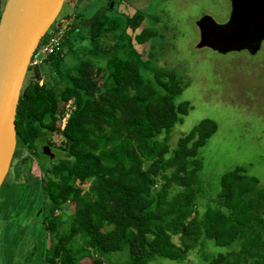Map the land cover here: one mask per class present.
Masks as SVG:
<instances>
[{
  "label": "trees",
  "instance_id": "obj_1",
  "mask_svg": "<svg viewBox=\"0 0 264 264\" xmlns=\"http://www.w3.org/2000/svg\"><path fill=\"white\" fill-rule=\"evenodd\" d=\"M108 17L90 22L81 54L73 45L83 35L71 22L60 49L29 66L20 93L18 141L36 147L45 131L60 139L37 183L49 234L42 263L181 264L197 250L210 264H264V185L242 165L200 175L201 149L217 122L203 118L171 143L192 108L177 100L186 83L175 68L152 65V45L145 53L135 48L152 36L145 28L127 35L141 26V12L125 16L120 33ZM109 36L112 44L103 41ZM44 62L54 85L39 82ZM69 202L72 213L58 215Z\"/></svg>",
  "mask_w": 264,
  "mask_h": 264
},
{
  "label": "rangeland",
  "instance_id": "obj_2",
  "mask_svg": "<svg viewBox=\"0 0 264 264\" xmlns=\"http://www.w3.org/2000/svg\"><path fill=\"white\" fill-rule=\"evenodd\" d=\"M80 1L65 0L55 24H64L70 18L68 16H71L69 14L75 5L76 11L79 12L82 8ZM109 1V7L115 2L114 6L100 7L98 15L109 16L108 23L112 27L118 26L116 32L120 33L125 16L132 17L134 13L141 12V26L134 32L127 28V35L133 39L134 34L145 28L146 32L151 31L152 36L150 35L148 42L135 43V48L145 53L152 45V65L175 68L186 83L177 100H189L192 108L183 121L176 124L170 138L171 143H176L181 134H185L201 119H214L217 122V130L201 149L203 165L200 175H203V178L217 176L235 165H242L247 175L256 176L260 184L264 185V40L258 51L253 54L245 49L223 53L208 46L197 47L200 40L197 21L204 15L216 24L224 23L230 11L229 0ZM72 23L75 24L74 18ZM72 23L70 28L73 27ZM79 23L82 24L83 20ZM56 30L54 25L46 36ZM82 33L87 36V29ZM127 39L125 35L119 38L126 42ZM103 41L106 44L113 43L110 36ZM74 42V51L80 54L83 52L80 47L88 45L87 38H77ZM80 54H77L78 57ZM99 59L100 62L103 60ZM66 60L68 65L73 62L71 58ZM39 69L42 71L40 84L49 81L54 85L58 82L49 73L48 64H40ZM30 74L31 71H28L26 80ZM63 123L64 120L62 125ZM19 153L18 149L16 154ZM36 155L42 165L32 159L31 163L27 162V169H19V164L14 161L1 186L0 264H43V234L47 235L46 238L49 234L43 233L39 224L41 222L34 217V212L41 202L37 183L43 179L46 166L51 165L53 161L50 162L42 153ZM82 186L86 188L88 183ZM74 206L73 202H69L64 209L66 211L59 210L56 213L61 216L71 214ZM203 208V205L198 206L199 210ZM65 226H60V230L65 229ZM174 240L177 242L176 238ZM49 243L47 241V245ZM171 263L161 259L154 264ZM80 264L91 263L90 260L84 259ZM181 264L210 263L203 261L197 250H193Z\"/></svg>",
  "mask_w": 264,
  "mask_h": 264
},
{
  "label": "water",
  "instance_id": "obj_3",
  "mask_svg": "<svg viewBox=\"0 0 264 264\" xmlns=\"http://www.w3.org/2000/svg\"><path fill=\"white\" fill-rule=\"evenodd\" d=\"M65 0H5L0 13V190L16 147V113L31 58ZM229 19L201 16L198 48L255 53L264 40V0H231ZM41 211V209L39 210Z\"/></svg>",
  "mask_w": 264,
  "mask_h": 264
},
{
  "label": "flooded vegetation",
  "instance_id": "obj_4",
  "mask_svg": "<svg viewBox=\"0 0 264 264\" xmlns=\"http://www.w3.org/2000/svg\"><path fill=\"white\" fill-rule=\"evenodd\" d=\"M229 3H230L229 15L225 19L224 22H226L229 19V16H230L231 11H232L231 0H229ZM45 132L46 133H42L39 136V139H37L35 142L36 147H33V148H29L27 143L22 145L18 141L17 132H16V147H15V152H14L12 163H11L10 167H12V165L15 161V163L17 162L19 164V169L20 168L27 169L28 168L27 162L31 163L30 161H32V159H35L38 161V158L36 155L37 153H42L43 156H46L47 158L50 159V162H51V160L54 162V160H55L54 158H56V156L58 154V148H56L57 147L56 144L59 143L60 139L56 138L54 133L52 134V133H48L47 131H45ZM18 149L20 150V153L17 155L16 153H17ZM31 156H32V158H31ZM38 163H39V161H38ZM39 164L42 165L41 162ZM42 180H44V175H43ZM41 181H39V183ZM40 209H41V211H39ZM34 213H35L34 217H36L37 220L39 219L40 222L42 223V218H41L42 207L38 206V209ZM41 223H39V224H41Z\"/></svg>",
  "mask_w": 264,
  "mask_h": 264
},
{
  "label": "crops",
  "instance_id": "obj_5",
  "mask_svg": "<svg viewBox=\"0 0 264 264\" xmlns=\"http://www.w3.org/2000/svg\"><path fill=\"white\" fill-rule=\"evenodd\" d=\"M4 2H5V0H0V13L2 11ZM114 3L115 2H113V4H111V6L109 7V5H110L109 0H106V4H104V0H81L80 4H81L82 8L79 9V12L76 11L77 6L75 5V8L72 10L71 16H69V17L72 19L74 18L75 24H77L79 26L78 31L81 33V35H83V37H80L81 39L86 38V36L82 33L85 28L87 29L88 34H89L90 29H89L88 25L90 24V22L94 18L99 16L98 10L100 9V7L103 6V7L112 8L114 6ZM91 10L94 11V13H91L92 12ZM78 19H79V21L83 20V23L82 24L79 23V21H77Z\"/></svg>",
  "mask_w": 264,
  "mask_h": 264
},
{
  "label": "built area",
  "instance_id": "obj_6",
  "mask_svg": "<svg viewBox=\"0 0 264 264\" xmlns=\"http://www.w3.org/2000/svg\"><path fill=\"white\" fill-rule=\"evenodd\" d=\"M71 22L72 18H69L64 24L58 25L54 23V25L57 27V30L52 32L49 36H46V38L44 37V42L39 43L31 58L29 66L38 65L39 63L43 62V60L47 58L49 54L60 49L61 41L66 32H68L70 29Z\"/></svg>",
  "mask_w": 264,
  "mask_h": 264
}]
</instances>
